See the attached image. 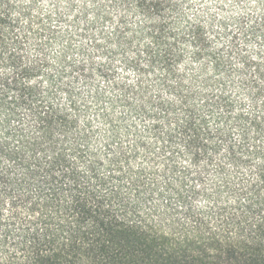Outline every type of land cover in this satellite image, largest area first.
Listing matches in <instances>:
<instances>
[{
  "label": "trees",
  "instance_id": "16d2710c",
  "mask_svg": "<svg viewBox=\"0 0 264 264\" xmlns=\"http://www.w3.org/2000/svg\"><path fill=\"white\" fill-rule=\"evenodd\" d=\"M111 1L147 23L116 30L111 42L135 54L134 66L146 56L149 70L136 66L138 81L125 92L144 111L152 102L147 73L161 72L176 98L161 101L162 120L180 129L199 181L191 196L209 206L191 204L184 222L170 216L164 232L120 192L103 193L107 181L97 174V161L85 171L77 163V140L87 136L75 131L69 110L44 99L46 46H35L42 57L27 50L38 22L20 25L10 0H0V130L20 129L17 144L0 132V214L7 215L0 264H264V15L249 24L240 20L226 50L214 53L203 25L175 27L185 0ZM91 43L104 49L101 40ZM180 44L192 47L191 75L179 71ZM231 127L239 129V144Z\"/></svg>",
  "mask_w": 264,
  "mask_h": 264
},
{
  "label": "rangeland",
  "instance_id": "374dc122",
  "mask_svg": "<svg viewBox=\"0 0 264 264\" xmlns=\"http://www.w3.org/2000/svg\"><path fill=\"white\" fill-rule=\"evenodd\" d=\"M10 3L13 16L20 13V25L30 19L38 22L27 50L32 58L42 57L35 46L42 42L46 46L43 53H47L48 63L42 72L45 101L69 110L75 118V131L87 136L85 140H77L82 152L77 161L80 170L85 171L89 161H97V174L107 181L103 193L120 192L138 215L164 232L169 231L170 216L182 222L188 219L191 204L206 211L208 202L191 196L199 181L186 156L181 131L162 120L165 108L161 101L173 102L176 98L163 85L161 72L147 73L145 82L152 102L144 111L137 108L139 100L125 92L138 81L136 66L149 70L146 56L141 53L134 66L135 54H124L111 42L116 30L137 31L146 27L145 19L133 10L119 9L111 0H10ZM263 3L264 0H185L181 3L183 17L175 27L182 31L200 23L205 27L211 51L224 52L228 35L238 30L240 20L249 24L264 15ZM92 39L104 42V49L95 50ZM179 48L182 50L179 71L191 75L196 68L192 47L180 44ZM91 65L93 72H89ZM209 120L215 127L216 123ZM19 130L0 132L1 136L8 133L14 136L11 143L17 144ZM229 132L232 141L239 144V129L231 127ZM5 213L0 214V226L7 219Z\"/></svg>",
  "mask_w": 264,
  "mask_h": 264
}]
</instances>
